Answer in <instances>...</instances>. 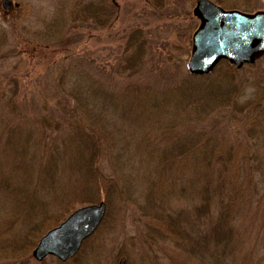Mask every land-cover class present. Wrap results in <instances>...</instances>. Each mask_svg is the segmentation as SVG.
I'll return each instance as SVG.
<instances>
[{
  "label": "rangeland",
  "instance_id": "obj_1",
  "mask_svg": "<svg viewBox=\"0 0 264 264\" xmlns=\"http://www.w3.org/2000/svg\"><path fill=\"white\" fill-rule=\"evenodd\" d=\"M1 1L0 36L5 34L8 42L7 46L0 50V99H6L16 94L15 98L19 101L17 104L27 105L25 110L27 113L31 110V102H34L38 106L47 105L45 110L42 109L40 114L38 113L39 115H48L53 111L54 116H57L59 109L55 104V93L56 97H60V95L53 91L57 88L62 76L63 82L76 84L81 79L80 69L82 71L83 68H90V58H93L97 63L101 58H107L109 54L115 53L122 41L121 36L125 33L129 34L136 26L145 31L151 30L152 35L148 36L153 39L154 45L157 38L162 39V42H157L158 46L148 54L150 60H147L146 64L149 69L155 70V73L161 70V75L164 71L171 79L188 73L186 64L191 56L190 38L200 24V20L193 13L196 0H169L166 6L156 12L150 4L147 5L145 0H114L121 12L115 20V26L103 36L104 38H99L97 31L91 33L88 30L90 29L89 20L85 25H72V19H67L70 11L73 15H77L81 8V5L74 4L76 0H11L12 4L8 9L3 7ZM222 1L223 5L221 4V6L225 9H237L247 13H254L259 9L264 10V0ZM132 8L139 9V15L132 17ZM168 10L171 15L161 13ZM159 13L162 14V17L157 16ZM54 27L57 28L56 33H53L55 36L48 40V43L36 41L38 38L35 37L41 38L42 33H49L47 28L54 29ZM171 30H179L178 35H172ZM66 32H68V36L75 32L80 36L81 33L80 45L70 44L69 47L63 45L62 39ZM163 40H165L164 43ZM97 54H100L101 57H98ZM84 57L85 59H83ZM110 60L112 58L106 60L107 64L111 62ZM177 60L181 61L179 65H177L179 62ZM175 69H178L179 72H176ZM239 69L236 83H238L240 94L236 98L232 112H224L227 114L224 116L225 122L215 121L203 126L231 127L230 132H222L223 140H219L224 150H228V147L232 145V142L228 141L229 138L240 139L235 143L243 140V143L239 145L234 143L236 154L241 155L236 160L238 161L244 156L250 157L248 164L251 163L255 167V171H250L246 175L244 171L240 172L239 170L234 175L236 180L233 179L232 184L237 187L236 190L238 189L240 194L242 193L244 199H239L240 201L230 208L228 207L225 212L221 211V208L213 209V213L221 212L218 217L220 225L210 228L206 236H203V231L199 232L200 244L197 249H191L190 244L185 240L182 242L181 249L175 241L165 245H160V241L150 245L143 242L142 237L144 233L146 234L147 219L145 218L141 219L140 225H138L131 220L130 216H127L126 225L123 228L116 213L120 205V198L113 197V200L110 201L112 204L110 211L114 213L111 214L114 221L110 225H107V221L103 223L101 229L99 228L100 230L93 236L92 241L84 245L85 247L83 246L84 261L90 264H105L104 258L108 255L109 250L112 252L111 256H116L126 239L131 256L122 257L119 262H129L133 257L137 264H175L180 258L189 264H264V54L257 58L252 67L244 65ZM95 74L97 75V73ZM143 74L148 73L137 76L139 80L137 82H152L150 76ZM95 78L100 77L97 75ZM131 82H136V78L134 77ZM218 84L224 85L220 82ZM110 99L120 100L123 104L126 101L120 93H115L114 99L113 97ZM112 100L107 101V108L111 107L109 111L97 120L99 125L104 127L96 128L111 130L115 150L111 152L106 150L101 156L100 164L105 167L104 172L108 174L125 176L124 179L132 193L146 206L148 204L146 201L144 202V199L148 200L149 195L151 197L150 190L154 188L153 179L160 178V176L167 178L159 171L156 164L157 160L162 157V143L157 140L159 141L163 136L155 128L150 127V129L140 124L142 121L137 119L134 114L127 111L122 113V109L113 108L115 103ZM1 103L2 100H0ZM33 111L35 112L34 108ZM188 115L183 112L182 115L180 113L177 116L176 119L180 123L175 127H179L177 129L179 132L187 130L186 126H189V120L186 116ZM32 116L34 114L31 113V119L35 121ZM161 117L170 120L171 115L165 113ZM216 118L218 119L219 116ZM18 124L22 126L19 129L21 134L18 132L17 135L15 131L12 135L13 145L18 146L17 148L24 152L19 156L18 153L14 155L13 150H8L4 145H0V175L10 176L12 171L14 175L17 172L14 170L24 167L22 164H16V160H19L18 157L28 164L26 167H37L38 162L49 157L44 155L46 146L41 143L38 127H33L30 122ZM80 128L82 127H71L66 132H61L64 138L69 136V140L73 141L74 151L61 143L57 131L55 134L52 131L46 132L52 138L54 135L56 137V140L51 141L53 146L46 150V154L47 151H52L54 157L61 162L62 165L58 170L59 176L63 175L61 178L58 177L55 182L52 181L49 184L48 179L44 176L41 181H38L37 176L30 178L34 174L26 176V171L23 169H20V171L22 170L20 174L17 173L11 178L15 183L23 182L29 188L37 189L36 196L40 197L37 207L38 214L42 213L43 218L47 217L44 223L53 222L51 228L63 222L77 208L88 205L86 202L89 200H94L95 204L102 201L107 202L104 191L98 189L96 185L88 184L85 180L83 172H85L86 166H82L81 162L88 158L89 148H81L79 145L80 141L87 139L86 132ZM24 129H26L25 132L22 131ZM191 134L193 133L191 132ZM19 136L26 138L24 141L28 140L27 143L18 139ZM164 144L167 143L164 142ZM79 148L82 150L81 152H79ZM248 151L251 153L248 154ZM195 161L194 157V159H190L189 163H195ZM183 171L187 176L181 170L177 172L176 188L183 187V184H187V180H189L191 172ZM66 175L67 177H65ZM170 175L171 173L168 177ZM87 178L90 180L89 177ZM166 182L164 180L160 186L170 187ZM3 192H0V212L3 213L2 218H7L9 215L6 213L7 211L18 208L15 202L17 193ZM18 192L21 193L19 189ZM159 193L161 194V192ZM248 193L250 195L246 197ZM157 194L154 192L153 197H156ZM187 196L182 201L184 207L175 209L179 212L182 210L181 215L184 221H189L192 218L188 215H192L191 208L194 203L189 193ZM106 206L108 210V203ZM2 208L7 210H2ZM63 212L65 213L63 219L57 222L56 217ZM216 215L218 216V213ZM15 225L17 226L18 222ZM51 228L47 229L40 238ZM33 233H36V230L30 235L32 236ZM31 238L33 239V237ZM40 238L34 242L35 245L30 250L23 251L28 252L25 256L28 258L27 264H53L49 262L51 256H46L43 261L34 258L33 249ZM137 240L139 243L136 242ZM23 262L25 263V260L22 261V264Z\"/></svg>",
  "mask_w": 264,
  "mask_h": 264
},
{
  "label": "trees",
  "instance_id": "obj_2",
  "mask_svg": "<svg viewBox=\"0 0 264 264\" xmlns=\"http://www.w3.org/2000/svg\"><path fill=\"white\" fill-rule=\"evenodd\" d=\"M145 1L147 5H151L155 12L169 3V0ZM215 1L223 5L222 0ZM74 4L77 6L81 5V8L77 15H73L70 11L67 19H72V25H85L89 20L90 29L88 30L91 33H96L97 31L99 38H104L103 36L112 30L115 26V20H117V16L121 12L114 0H76ZM131 13V16L135 17L139 15V9L132 8ZM161 13L171 15L169 10ZM161 13L157 14V16L162 17ZM56 29V27L54 29L47 28L49 33H42L41 38L35 37L38 38L36 41L38 43H48V40L54 38ZM148 31L136 26L129 34L126 35L125 33L121 36L122 41H120L121 43L115 53L109 54L107 58H101L97 63L94 62L93 58H90V68H83L82 71L80 69V82L78 80L74 85L69 82L65 83L62 76L56 86L57 88L53 91L60 95V97H56L55 93V104L59 109L57 116H54L53 111L48 113V115H39V112L42 109L45 110L47 105L38 106L34 102H31V110L28 113L25 112L27 105L20 106L17 104L19 101L16 100V94L13 93L6 99H0L2 100L0 104V145H4L8 150H13L14 155L18 153L19 156L20 153H23L22 149L13 145L12 135L15 131L18 135L19 129L22 128L18 123L30 122L33 127H38L37 130L41 134V143L46 146V150L53 146L51 141L56 140L55 135L52 138L46 132L52 131L55 134V131H57L61 143L69 146L74 151L73 141L69 140V136H67L68 139L64 138L61 132H66L71 127H82L80 129L86 132L87 139L80 141L79 145L81 148H89L88 158L86 160L83 159L81 162L82 166H86V170L83 172L85 180L88 184L96 185L98 189L104 191L107 201L105 203L109 205L105 218L95 233L101 229L106 221L107 225L114 221L111 216L114 213L110 211L112 205L110 201L113 200V197H118L120 198V205L116 213L123 228L126 225L127 216H130L131 220L138 225H140L141 219H147L145 225L146 234L144 233L142 237L143 242L150 245L153 242L155 244L156 241H160V245H165L168 242L175 241L182 249V242L185 240L190 244L191 249H197L200 244L198 239L200 238L199 232L203 231V236H206L210 228L220 225L218 217H220L221 212H217V216V213H213V209L221 208V211L225 212L228 207L230 208L237 201H240L239 199H244L242 193L240 194L239 190H236L237 187L232 184L233 179L236 180L234 175L239 170L240 172L244 171L246 175L250 171H255V167L251 163L248 164L250 157L244 156L242 159L236 160L241 156L236 154L234 148V143L235 141H240L239 138L235 137L236 140L228 139V141L232 142L228 150H224L221 147L219 140H223L222 132H230L231 127L203 126L208 123L212 124L215 121L225 122L224 116L227 114L224 112H232L236 98L240 94L238 83H236L240 69L227 63V61H222L211 74L203 76L184 73L177 78L171 79L164 71L162 75L160 74L161 70L155 73V70L147 67L146 61L150 60L149 52L153 51L158 46L156 45L158 44L157 42L161 43L162 39L157 38L154 45L153 39L148 36L152 35V32L151 30ZM75 33L68 36V32H66L62 39L63 45L68 47L70 44L80 45L82 40L80 39L81 33L80 36ZM171 33L172 35H178L179 30H171ZM93 35L96 36L95 34ZM1 36L0 50L5 48L8 42L5 34ZM192 36L190 38L191 43ZM164 42L165 40H163ZM97 56L101 57L100 54H97ZM151 56L153 57V55ZM111 58V62L107 64L106 60ZM177 61H179L177 63L179 65L181 61ZM88 65L89 63L87 62ZM247 66L252 67L253 65ZM64 71L66 72V70ZM175 71L179 72L178 69H175ZM146 72L148 74L143 75L150 76L152 82H137L139 81V75ZM95 73L100 78H95V76L97 77ZM134 77L136 82H131ZM219 82L224 85H219ZM154 84H158V86ZM115 93H120L126 99L124 101L125 104L120 100L110 99L112 97L114 99ZM107 99L114 101L115 105L113 108L122 109V113L127 111L134 114L137 119L142 121L140 124L147 128L153 127L156 131L162 133L163 137L159 141L157 140V142L162 143V157L157 160L156 164L159 171L165 174L167 178L160 176V178L153 179L154 188L150 192L153 194L157 192L158 197H153V194L150 193L151 197L149 195L148 200L144 199V202L146 201L148 204L146 206L132 193L131 188L124 179L125 176L108 174L104 172L105 167L100 164L101 156L106 150L110 152L115 150L112 143L111 130L104 128L99 130L96 128L104 127L99 125L97 120L111 108H107V101H109ZM251 107L253 108V105ZM33 108L37 114L33 111ZM183 112L189 114L186 116L189 120V126H186L187 130L179 132L177 130L179 127L175 126H178L180 121L178 123L176 118L180 113L182 115ZM31 113L34 114L32 117L35 118V121L31 119ZM165 113H170V120L162 119L163 117L161 116ZM217 116H219L218 119L216 118ZM22 131L25 132L26 129ZM18 139L24 141L26 138L19 136ZM27 141L24 142L27 143ZM163 141L167 144L165 145ZM241 143H243V140L235 144L239 145ZM252 149L254 150L253 146ZM46 150L44 155L49 157L40 161V163L38 162L37 167H26L28 164L18 157L19 160H16V164H22L24 167L14 170V172L17 171L14 175L20 174L22 171L20 169H23L26 171V176L34 174L30 178L37 176L38 181H41L44 176L48 179L49 184L52 181L55 182L58 177L61 178L63 175L59 176L58 174L59 166L62 165L61 162L54 157L52 151H47L46 154ZM81 151L79 148V152ZM247 153L250 154L251 152L248 151ZM194 157L195 163H189L190 159H194ZM20 165L17 166L21 167ZM180 170L185 176L187 174L183 170L191 173L187 184H183L184 186H181V188H176L177 180L175 177L177 178L176 174ZM170 173L171 175L168 177ZM14 175L13 171L10 176L0 175V190L2 193H4L3 191L13 194L17 193L15 202L18 207L16 210L13 209L14 211L12 209L7 211L6 213H9L7 218H2L3 213L0 212V264H22L24 260L25 263L23 262V264H27L26 260L28 258L25 256L28 252L25 253L23 251L30 250L35 245L34 242H37L40 236L53 225V222L50 221L44 223L47 217L43 218L42 213L38 214L37 207L40 197L36 196L37 189L29 188L23 182L15 183V181L11 180ZM164 180L167 181L166 183L170 187L160 186ZM18 189L21 193L18 192ZM178 192L179 194H177ZM187 193L190 194L194 203L191 208L192 215H188L192 218L189 221H184L181 215L182 210L179 212L175 209L184 207L182 201L188 197ZM248 195L250 194H246V197ZM94 202V200H89L86 203ZM2 210H5V208H2ZM113 210L116 211V209ZM63 214L65 213H59L58 217H56L57 222L63 219ZM17 222L18 225L16 226ZM107 225L106 227H109ZM34 230H36V233L31 236L30 234ZM95 233L83 242L74 257L66 261H60L51 256L49 262L53 264H90L83 260L85 257L83 246L92 241ZM136 242L139 243L138 240ZM129 252L125 239V243L120 246L116 256H111L112 252L109 250L108 255L104 258V263L137 264L134 262L133 257L129 262H119L122 257L131 256ZM175 264L189 263L180 258Z\"/></svg>",
  "mask_w": 264,
  "mask_h": 264
},
{
  "label": "water",
  "instance_id": "obj_3",
  "mask_svg": "<svg viewBox=\"0 0 264 264\" xmlns=\"http://www.w3.org/2000/svg\"><path fill=\"white\" fill-rule=\"evenodd\" d=\"M8 9L12 1L2 0ZM200 24L193 34L192 53L187 70L191 75H207L227 61L241 68L252 65L264 54V10L254 13L225 9L213 0H196L194 12ZM107 210L103 201L74 210L43 235L33 256L43 261L53 255L60 261L75 256L82 243L99 227Z\"/></svg>",
  "mask_w": 264,
  "mask_h": 264
}]
</instances>
